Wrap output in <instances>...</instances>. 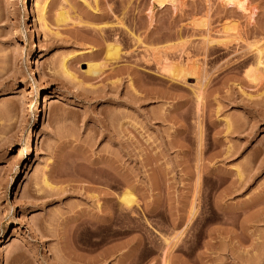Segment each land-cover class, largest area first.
Here are the masks:
<instances>
[{
  "label": "rangeland",
  "instance_id": "374dc122",
  "mask_svg": "<svg viewBox=\"0 0 264 264\" xmlns=\"http://www.w3.org/2000/svg\"><path fill=\"white\" fill-rule=\"evenodd\" d=\"M157 1L0 0V264H264V0Z\"/></svg>",
  "mask_w": 264,
  "mask_h": 264
},
{
  "label": "bare ground",
  "instance_id": "6f19581e",
  "mask_svg": "<svg viewBox=\"0 0 264 264\" xmlns=\"http://www.w3.org/2000/svg\"><path fill=\"white\" fill-rule=\"evenodd\" d=\"M158 1H157V3H158ZM172 1H174V0H172ZM223 1L225 3H227V4H230V3L232 5L235 4L236 7L239 10H241L242 12H246L248 10V8H249V6H248L249 5L248 0H223ZM38 3H40V2H38V1L36 2L35 1V4H34V7L36 9L35 22L38 25V31L40 30V31H42V33H44V35H46L45 34L46 33V30H49L48 29V26L46 25V20H45L46 17H45V13H44L45 6H46V2H43V4H41V6H39ZM159 3L161 4V2H159ZM248 12L251 14L250 11H248ZM65 14H66V12L65 13L63 11L60 12L57 15V17H56V20L59 21V22H61V21L63 22L66 19V17H67V15H65ZM244 14H246V13H244ZM223 30H225V29H223ZM207 35H208V33H207ZM114 45L108 44V48H107L108 50L107 51H108L109 55H112L111 57H113V55L115 57V55L118 52L117 47H115ZM162 61H164V64L162 63V66H163L162 67V71L165 72L166 74L170 75L171 78H173V77H175V78L176 77L184 78L185 75L189 74L188 72H184L181 67L172 66L170 63H168L167 58H165V60H162ZM65 63H66V61L64 59L61 62V67H60L61 70H62V74H64V76H66L67 78H69L70 80H72L74 78V76L68 72L67 68L65 67ZM256 64H257V66H260L261 65V66L264 67V49L263 48H257V63ZM88 67H89L88 71L89 72H92V73H97L98 70H100V68H98L99 67L98 64H91L90 63V64H88ZM255 69H256V67H255ZM247 74H248V72L246 73V75ZM250 77H254V76H250ZM39 79H42L41 78V75H39ZM42 182H43L44 186H46V187H49V188H52L53 187V186L51 187L50 183L47 181L44 173H43ZM130 195H131V192L128 191V190H126L124 192L123 196L121 198L120 197L118 198L119 199V202L121 204L120 206L127 208L128 206L131 205V203H133L132 201L134 199H132V197ZM106 216H107V218H110L109 213H107ZM0 233L2 234L3 232H0ZM1 237L3 238V235H1Z\"/></svg>",
  "mask_w": 264,
  "mask_h": 264
}]
</instances>
